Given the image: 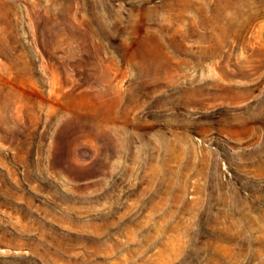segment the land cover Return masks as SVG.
Wrapping results in <instances>:
<instances>
[{"label": "rangeland", "instance_id": "374dc122", "mask_svg": "<svg viewBox=\"0 0 264 264\" xmlns=\"http://www.w3.org/2000/svg\"><path fill=\"white\" fill-rule=\"evenodd\" d=\"M0 264H264V0H0Z\"/></svg>", "mask_w": 264, "mask_h": 264}, {"label": "bare ground", "instance_id": "6f19581e", "mask_svg": "<svg viewBox=\"0 0 264 264\" xmlns=\"http://www.w3.org/2000/svg\"><path fill=\"white\" fill-rule=\"evenodd\" d=\"M227 2H229V1H227ZM233 4V3H232ZM235 6V5H234Z\"/></svg>", "mask_w": 264, "mask_h": 264}]
</instances>
